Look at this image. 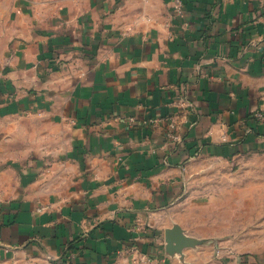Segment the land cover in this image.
<instances>
[{
    "label": "crops",
    "instance_id": "0c3cea01",
    "mask_svg": "<svg viewBox=\"0 0 264 264\" xmlns=\"http://www.w3.org/2000/svg\"><path fill=\"white\" fill-rule=\"evenodd\" d=\"M181 3L0 0V264H264V211L194 210L264 151V0Z\"/></svg>",
    "mask_w": 264,
    "mask_h": 264
},
{
    "label": "rangeland",
    "instance_id": "374dc122",
    "mask_svg": "<svg viewBox=\"0 0 264 264\" xmlns=\"http://www.w3.org/2000/svg\"><path fill=\"white\" fill-rule=\"evenodd\" d=\"M203 168L197 176L195 200L209 203L197 206V214L214 212L220 220H230L237 212L247 216L264 211V151L230 162H209Z\"/></svg>",
    "mask_w": 264,
    "mask_h": 264
},
{
    "label": "water",
    "instance_id": "95a60500",
    "mask_svg": "<svg viewBox=\"0 0 264 264\" xmlns=\"http://www.w3.org/2000/svg\"><path fill=\"white\" fill-rule=\"evenodd\" d=\"M167 250L169 252L181 251L183 247L200 242L198 239L190 237L184 233V230L175 225L166 230Z\"/></svg>",
    "mask_w": 264,
    "mask_h": 264
},
{
    "label": "built area",
    "instance_id": "2783aa9c",
    "mask_svg": "<svg viewBox=\"0 0 264 264\" xmlns=\"http://www.w3.org/2000/svg\"><path fill=\"white\" fill-rule=\"evenodd\" d=\"M175 2H176V5H177V9L179 10V11H181V6H182V3H181V0H175Z\"/></svg>",
    "mask_w": 264,
    "mask_h": 264
},
{
    "label": "trees",
    "instance_id": "16d2710c",
    "mask_svg": "<svg viewBox=\"0 0 264 264\" xmlns=\"http://www.w3.org/2000/svg\"><path fill=\"white\" fill-rule=\"evenodd\" d=\"M73 248V243L69 245L68 249H72Z\"/></svg>",
    "mask_w": 264,
    "mask_h": 264
}]
</instances>
